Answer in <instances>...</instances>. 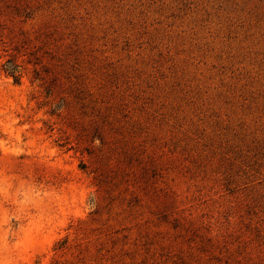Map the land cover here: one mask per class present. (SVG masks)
<instances>
[{"label": "rangeland", "instance_id": "374dc122", "mask_svg": "<svg viewBox=\"0 0 264 264\" xmlns=\"http://www.w3.org/2000/svg\"><path fill=\"white\" fill-rule=\"evenodd\" d=\"M0 264H264V0H0Z\"/></svg>", "mask_w": 264, "mask_h": 264}]
</instances>
